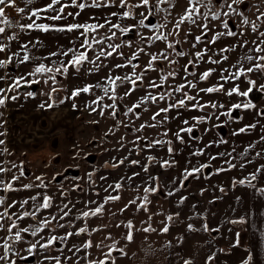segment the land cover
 <instances>
[{"label": "snow or ice", "instance_id": "obj_1", "mask_svg": "<svg viewBox=\"0 0 264 264\" xmlns=\"http://www.w3.org/2000/svg\"><path fill=\"white\" fill-rule=\"evenodd\" d=\"M25 3L31 7H18L14 0H0V83L5 85L0 87V107H5L9 100L17 101L21 88L43 83L49 90L40 93L47 96L39 105L41 109L71 101L72 110L76 111V99L82 93L88 94L95 98L80 110L114 121L101 139L115 135L121 127L133 138L127 140L121 135L118 147L103 149L124 152L123 156H111L101 165L125 169L119 179L111 182L107 175L94 180L95 171H86L83 177H70L67 173L71 164L51 176L33 173L27 178L23 162L9 160L13 152L0 139V264H118L136 256L128 250L135 233L168 234L173 225L183 223L187 232L210 234L205 243H211L217 239L211 233L219 235L224 224L248 222L245 216H240L222 220L213 227L204 213L195 211V204L191 205L192 215L181 217L178 209L188 196L177 199L174 212L163 210L153 197L167 201L192 181L203 178L210 182L212 177L233 169L243 172L257 158L264 157V147H260L264 144V106L254 102L257 93L264 96V12L258 5L255 19H250L245 14L248 0H187L183 13L172 19L177 7L175 0H43L39 5L36 0H25ZM9 8L23 13L21 20L25 22L10 19L6 15ZM184 25H188L187 29L182 28ZM193 26L198 34L192 31ZM182 31L184 39H180ZM32 32L63 35L67 44L57 40L54 50L44 51L47 48L44 40L40 36L30 37ZM226 39L229 42L223 43ZM157 42H163L165 47L149 51ZM185 43L189 44L187 51L183 48ZM125 48L130 52L126 54ZM237 49L243 50L242 54L228 63ZM142 56L148 57L144 65L139 63ZM181 59L185 61L183 64ZM202 64L214 67L199 71ZM24 65L31 66V71L21 72ZM11 68L15 71H10ZM104 69L106 74L93 83L84 82ZM153 72L155 77L150 75ZM213 76L214 83L201 87ZM69 77L82 82L70 92L63 84ZM61 91L67 92L62 98L58 96ZM138 91L143 94L133 103H124ZM23 95L25 99L35 98L37 93L27 91ZM221 96L228 99L222 102ZM233 97L239 99L233 102ZM234 112L241 115L233 116ZM144 113L150 114L149 119L137 125ZM245 114H250L252 120L241 126ZM2 117L0 113V128L4 124ZM233 124L237 126L233 128ZM225 127L229 129L227 136L216 131ZM149 129L154 130L151 136L147 134ZM253 132L258 139L237 152V143L232 138L250 136ZM210 134L211 138L206 139ZM6 135V130L0 131V137ZM96 146H100L98 142ZM213 148L217 151L213 152ZM186 149L181 167L178 157ZM88 155L80 151L73 155V160ZM152 169L163 172L179 169V172L171 180H161L160 173ZM261 177L264 163L255 166L247 176L233 177L232 188L244 186L264 196V187L257 188L255 183ZM214 190L227 193L225 187L209 183L199 189V194L204 196ZM123 192L132 195L117 206ZM9 193L27 195L14 198ZM220 199L222 195H213L207 203L215 204ZM240 200L237 196L236 201ZM129 211L146 214L139 227L125 216ZM154 216L163 217L159 228L152 225ZM113 227L120 229L119 239L112 234ZM234 235L228 251L221 248V253L229 254L232 248L241 247V233L236 231ZM260 237L264 242V230L260 231ZM174 239L180 245L184 236ZM144 240L147 244L148 235ZM172 246L169 240L166 247ZM147 251L153 250L149 246ZM244 251L247 255L242 264H253V252L247 247ZM176 255L181 264H193V259ZM216 259L214 251L206 256L204 264H215Z\"/></svg>", "mask_w": 264, "mask_h": 264}, {"label": "crops", "instance_id": "obj_2", "mask_svg": "<svg viewBox=\"0 0 264 264\" xmlns=\"http://www.w3.org/2000/svg\"><path fill=\"white\" fill-rule=\"evenodd\" d=\"M41 103L35 104V105H22L20 106V109L25 110V114H27V117L31 118V121L35 120V117H40L43 113H45L47 110L41 109L39 107ZM19 105V104H17ZM64 106V105H62ZM58 106L56 108L55 120L54 123H60V120L62 118L68 116V113L65 115L64 112L59 111L60 109H64L65 107ZM61 107V108H60ZM68 109H70L72 106H67ZM9 108V107H8ZM53 108V109H54ZM51 110V109H50ZM48 110V111H50ZM32 114H39L38 116L32 115ZM241 114L240 112H234L233 116ZM52 117V118H53ZM13 118V117H12ZM17 119L18 117L15 116ZM224 117H221L223 120ZM39 120V119H38ZM252 120V116L250 114H245V120L241 121V126L244 123L250 122ZM53 123V119L51 120ZM32 123V122H31ZM237 125L233 124L232 127L235 128ZM6 130V127H5ZM217 132H220V134L227 136L229 133V129L225 127L223 130H216ZM211 135L208 138H211ZM58 138V137H57ZM6 139L8 142V145L11 148L10 139L6 135ZM237 143V152L242 151L243 147L246 146L250 141L257 140L258 136L256 132H253L250 136L241 135L240 137H233L232 138ZM59 139H57L58 142ZM71 141L65 142V146H69L73 149L72 153H67L65 155H61L60 152H57L56 154L59 156L61 155V158H58L55 163H51L48 161H42L38 160L37 164L41 167H36L35 170H30L32 177L33 173L36 175H39L41 173H44L45 176H51L52 174L59 172L56 170L57 165L59 163L61 164L63 158L69 157L65 162L63 166V170L65 168H68L71 164L74 169L79 170L78 175H71L70 177L74 176H80L81 171H95L96 174L93 176V179L95 180L99 175H107L109 182L119 179V177L123 174L125 171L124 168H112L111 164H109L107 167L101 168V165L104 163L105 160H108L111 156H123L124 152L121 151L120 153H116L114 151L104 152L105 154L100 158H89L91 163L89 162L86 164L85 168L81 170V164L80 162L85 160V156H80L78 160H73V155L75 153L80 152V150L83 147L80 146H74ZM58 144H56V147ZM55 147V148H56ZM115 147V146H114ZM114 147H108V149H112ZM131 147V146H129ZM226 147V146H222ZM260 147H264V144L260 145ZM65 147H63L64 149ZM103 147L102 149H104ZM27 149H30L27 147ZM26 150H20L18 151L11 149L13 154L16 156V158H19L20 154L27 153ZM58 149V148H57ZM85 149V148H84ZM101 149V148H100ZM259 150V148H257ZM29 151V150H28ZM31 151V150H30ZM187 149L185 150L184 154H182L178 159L181 162V167L183 166L184 157L187 154ZM213 152L217 151V149L213 148ZM46 155L50 156L54 154L53 151L46 148L45 149ZM85 153L87 152V149H85ZM233 155H236L234 153ZM254 156V152L252 153ZM135 158V157H134ZM195 159V158H193ZM201 160L204 158L201 157ZM17 164H20L18 161ZM215 164L216 162H212ZM264 163V157L257 158L254 161V164L248 165L243 172L233 169L231 172H224L221 173L219 176L212 177V180L205 181L203 178L199 181H192L191 184L183 189L180 193H177L176 197L169 198L167 201L163 199H157L156 197H153L154 200H157V204L162 207L165 211H176V201L181 196H188V200L186 203L178 209L181 213L182 218H186L189 215L193 214V208L191 205L195 204L196 209L195 211H199L205 214L207 217L209 223L211 226L216 227L220 225V222L222 220H226L228 218L237 219L240 216H245L247 219V223L244 225H231V224H224L221 227V233L218 235L216 233H211L212 236H216L217 239L215 241H212L211 243H205V241L210 239V234L203 233V232H187L185 230V225L183 223H177L173 225V227L170 229V232L168 234H157V233H151V234H144V233H135V240L133 244H130L128 246V250L130 254L132 252L136 253V256L133 257L130 261L127 259L121 260L118 262V264H181L179 257L176 255V253H179V256H183L185 258H191L193 259V264H204L205 258L208 254L212 252L217 253V259L215 264H242V260L246 258V252L244 251L245 247L249 248L253 252L254 260L253 264H264V242H262V239L260 237V231L264 230V196H262L258 191L255 189L247 188L244 186H238L236 188H232V179L235 177L236 179H240L243 176H247L250 172L255 170V166L258 164ZM78 164L79 168H76L75 165ZM37 165V166H38ZM42 166H45L46 168H42ZM132 169H128L127 171H131ZM139 170V169H136ZM152 172L156 173L159 172L161 176V180H171V178L178 174L179 169H169L167 172H163L159 169H152ZM206 171H211V169H208ZM61 172V171H60ZM29 176V175H28ZM69 176V175H68ZM187 183V182H186ZM215 184L223 186L227 189L226 194L219 193L218 190H214L212 192H206L204 196H201L199 194V189L202 186H205L207 184ZM257 188L264 187V177H261L257 182ZM87 187V186H85ZM97 191H100L99 188L96 189ZM15 195V193H13ZM24 195H27V193H24ZM104 193L101 191V196H103ZM132 195V193L129 192H123L122 193V200L117 203V206H122L124 203L127 202L129 197ZM213 195L216 196H223V199L217 200L215 204H208L207 200L211 199ZM239 196L241 200L238 202L236 201V197ZM235 208L236 211L233 212L231 209ZM205 209L207 211L205 212ZM125 216H127L129 219H132L133 222L137 225V227L140 226V221L146 219V214L143 212L135 213L132 211H129L128 213H125ZM124 217H121L123 219ZM163 217L161 216H154L152 225L153 227L159 228L160 224L159 221ZM197 225L199 224V221H193ZM93 223H99V221H94ZM146 226V225H145ZM228 228H231L232 231H227ZM247 229V230H245ZM236 231H239L241 233V247L239 248H232L229 254H224L219 251V249L224 248L227 252L229 249V244L235 240L234 233ZM111 232L114 236H116L117 239H119L120 236V229L112 228ZM183 234L184 240L183 243L180 245L176 244L175 237L180 236ZM145 235H148V241L147 244L144 240ZM171 240L173 246L171 248L166 247L168 241ZM153 250L151 252L147 251V247H149ZM55 254V253H54Z\"/></svg>", "mask_w": 264, "mask_h": 264}, {"label": "rangeland", "instance_id": "obj_3", "mask_svg": "<svg viewBox=\"0 0 264 264\" xmlns=\"http://www.w3.org/2000/svg\"><path fill=\"white\" fill-rule=\"evenodd\" d=\"M15 5L18 7H31L26 5L25 0H14ZM37 5L41 4L43 0H36ZM175 3L177 4V7L174 8L173 10V17L172 19L177 18L176 14L180 13L182 14L185 7L187 6V0H175ZM255 5H258L260 8V11L264 12V0H248V8L245 12V14L250 18V19H255V15L257 14L256 12V7ZM243 9V6H242ZM6 15L11 18L12 16H16V19L20 20V22H25L24 20H21V17L24 16L23 13H17L14 8H9L6 11ZM86 19V15L84 16ZM229 23L231 24L232 21L230 20ZM259 23V21H257ZM2 26V25H0ZM169 28H171V24L168 25ZM188 25L182 26V28L187 29ZM234 27V25H233ZM264 30V29H262ZM192 31L194 33L198 34L197 29L193 26ZM35 36H40L45 44L47 45V48L44 51L48 50H54V45L56 41L58 40L62 44H67V40L64 38L63 35L57 34V33H50V34H42L39 32H32L30 34V37H35ZM29 37V38H30ZM180 39H184L183 31L181 32ZM189 40L192 39V37H188ZM229 41L226 39L223 41V43H228ZM218 45H220V42H218ZM222 46V45H220ZM15 45L13 47V50H15ZM165 47V44L163 42H157L154 47L148 49L151 52H156L159 49H162ZM184 50H188L189 44L185 43L183 45ZM125 53H129L130 50L125 48L124 49ZM243 50L237 49L236 52L231 53L230 60L228 63L235 62V60L238 58L239 55L242 54ZM255 55V53H253ZM148 60L147 56H142L139 60V63L141 65L146 64ZM117 62V61H112ZM185 61L184 59L180 60V63L183 64ZM208 67H214L213 65H208V64H202L200 66L199 71H203L204 69ZM10 71H15V68H11ZM21 72H27L31 71V66L24 65L20 67ZM107 72V69H104L101 73H99L98 76H92L88 77V79L84 82L86 83H93L95 80L99 79L100 76L105 75ZM2 74V72H0ZM151 76L155 77L156 73L153 72L150 74ZM215 82L214 76L212 78H209L207 82L204 84H201V87L210 85ZM81 81L78 79H74L69 77V79L64 80L63 84L67 87L68 92L71 91L72 88L76 86L81 85ZM5 85L0 83V87H4ZM227 86V85H226ZM49 88L48 86L44 85L43 83L41 84H33L31 88H23L22 90L20 89L21 96L17 101H8L6 103L5 107H0V113H3V117L5 118L3 128H0V131H5L6 127V132H7V137L10 139V144L14 140L13 143L11 144V148L8 145L6 136L0 137V139H4L6 141V146L11 150L14 149L18 151L20 150H26L27 147L30 149H27V153L25 154H20L19 158H16V156L13 154L12 156L8 157L9 160H15L16 162L18 161L19 163L23 162V167L25 166V174L26 177L29 178L31 176L30 170H35L36 167H41L40 164L38 165L37 162L38 160L42 161H48L51 163H55L58 158H61V155L69 154L73 152V149L71 147L65 146V142L71 141L72 143L68 144H73L74 146H80L83 147L80 151L85 152V149H87V152L90 154L87 156V158L83 161L80 162L81 164V170H83L89 162L93 160V158H100L102 157L105 153L103 151V147L108 148V147H118L117 145V139L121 135H125L127 140H132V135L128 133V130L125 129L124 127H121L119 131L115 132V135H110L104 139H101L104 136V133L114 124V121L111 118L104 119L98 116L96 113L89 114L88 110H80L83 108V105L91 100L94 99L95 97L90 96L88 94H81L75 101V103L78 105V110L73 111L72 107L68 109L67 106H71L72 102L68 101L65 102L64 104L58 105L65 107L64 109H60L59 111L62 110V112L65 113V115L68 113V116L62 118L60 120V123H54L57 121L55 120V112L57 111L56 108H52L50 111H46L43 113L40 117H35L34 121H31L30 117H27V114H25L24 109H20V106L22 105H35L42 103L43 101L47 100L46 95H40L41 92H48ZM27 91H34L37 93L35 98H27L25 99L23 93ZM122 91V90H121ZM15 93H9V95H13ZM67 94L65 91H61L58 93L59 97H64ZM99 94V93H97ZM142 91H138L134 93L129 99H127L124 103L125 104H131L133 103L138 96L142 95ZM207 98V97H206ZM219 99L222 102H225L228 98L226 97H219ZM239 98L233 97L232 100L233 102H236ZM254 102L264 106V96L261 94L257 93L255 96ZM19 104V105H17ZM9 107V108H8ZM23 108V107H22ZM61 108V107H60ZM154 110V109H153ZM237 113V112H236ZM35 116H38L39 114H32ZM149 113H144L142 120L136 121V124L138 125L139 123H142L145 120L149 119ZM241 115V114H239ZM235 115V116H239ZM18 117L17 119L15 118ZM13 117V118H12ZM53 117V118H52ZM39 119V120H38ZM53 119V123L52 120ZM121 119H125L121 117ZM224 119V118H223ZM98 120V124L92 123V121ZM10 121H16L18 123L17 126V131L15 132L14 130L10 129L9 123ZM32 122V123H31ZM154 130H147V134L151 136L153 134ZM58 137V138H57ZM57 139L58 142H57ZM91 141V143H90ZM97 142L99 143V147L96 146ZM56 144H58V149L55 148ZM131 146V145H129ZM63 147H65L63 149ZM48 148L51 151L54 152V154L48 156L46 155L45 149ZM85 148V149H84ZM101 148V149H100ZM29 150V151H28ZM31 150V151H30ZM60 152L61 155H57L56 153ZM92 158L90 161L89 158ZM63 158L61 164L57 165L56 170L57 171H63V166L64 162L68 159ZM38 165V166H37ZM46 168L45 166H42V168ZM29 175V176H28ZM71 176V175H69ZM81 177L84 176V172L81 171L80 174ZM25 182H28V179H25ZM10 196L12 197H18V196H24V193H9ZM20 264H24V262H20ZM30 264V262H29Z\"/></svg>", "mask_w": 264, "mask_h": 264}, {"label": "flooded vegetation", "instance_id": "obj_4", "mask_svg": "<svg viewBox=\"0 0 264 264\" xmlns=\"http://www.w3.org/2000/svg\"><path fill=\"white\" fill-rule=\"evenodd\" d=\"M23 88H21V90H22ZM2 119H4L5 120V118L4 117H2ZM17 126H18V123L16 122V121H10V123H9V127H10V129H12V130H14L15 132L17 131ZM58 147V146H57ZM56 147V148H57ZM24 169H26L25 168V166H24ZM70 169H74V168H70ZM74 170H78V169H74ZM78 172H79V170H78ZM79 174V173H78ZM67 175H72V174H67ZM58 179H59V177H58Z\"/></svg>", "mask_w": 264, "mask_h": 264}, {"label": "water", "instance_id": "obj_5", "mask_svg": "<svg viewBox=\"0 0 264 264\" xmlns=\"http://www.w3.org/2000/svg\"><path fill=\"white\" fill-rule=\"evenodd\" d=\"M78 170H74V169H69L67 174H72V175H78Z\"/></svg>", "mask_w": 264, "mask_h": 264}, {"label": "built area", "instance_id": "obj_6", "mask_svg": "<svg viewBox=\"0 0 264 264\" xmlns=\"http://www.w3.org/2000/svg\"><path fill=\"white\" fill-rule=\"evenodd\" d=\"M10 19H12V20H17L15 15L12 16Z\"/></svg>", "mask_w": 264, "mask_h": 264}]
</instances>
